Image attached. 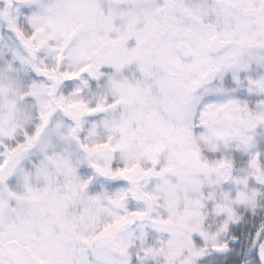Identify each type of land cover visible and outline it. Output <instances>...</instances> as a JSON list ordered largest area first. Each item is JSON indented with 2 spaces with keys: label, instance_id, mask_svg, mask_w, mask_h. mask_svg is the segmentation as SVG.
<instances>
[{
  "label": "snow or ice",
  "instance_id": "obj_1",
  "mask_svg": "<svg viewBox=\"0 0 264 264\" xmlns=\"http://www.w3.org/2000/svg\"><path fill=\"white\" fill-rule=\"evenodd\" d=\"M0 264H264V0H0Z\"/></svg>",
  "mask_w": 264,
  "mask_h": 264
}]
</instances>
